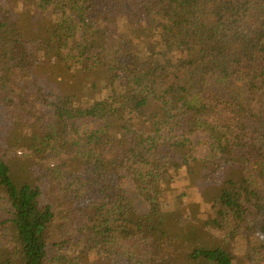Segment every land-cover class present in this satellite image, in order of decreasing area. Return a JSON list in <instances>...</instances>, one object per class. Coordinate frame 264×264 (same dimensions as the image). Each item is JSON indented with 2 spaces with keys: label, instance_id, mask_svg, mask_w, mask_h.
<instances>
[{
  "label": "trees",
  "instance_id": "trees-1",
  "mask_svg": "<svg viewBox=\"0 0 264 264\" xmlns=\"http://www.w3.org/2000/svg\"><path fill=\"white\" fill-rule=\"evenodd\" d=\"M0 264H264V0H0Z\"/></svg>",
  "mask_w": 264,
  "mask_h": 264
},
{
  "label": "rangeland",
  "instance_id": "rangeland-1",
  "mask_svg": "<svg viewBox=\"0 0 264 264\" xmlns=\"http://www.w3.org/2000/svg\"><path fill=\"white\" fill-rule=\"evenodd\" d=\"M192 139L197 145V156L199 158H203L204 156L207 155L210 145H209V137L204 134L201 131H198L192 135Z\"/></svg>",
  "mask_w": 264,
  "mask_h": 264
}]
</instances>
